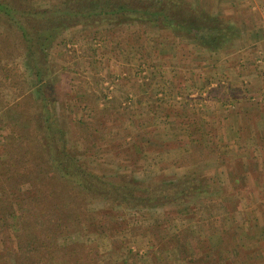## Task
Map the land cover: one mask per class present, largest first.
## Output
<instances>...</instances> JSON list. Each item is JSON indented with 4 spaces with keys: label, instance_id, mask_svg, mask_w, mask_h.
Wrapping results in <instances>:
<instances>
[{
    "label": "rangeland",
    "instance_id": "obj_1",
    "mask_svg": "<svg viewBox=\"0 0 264 264\" xmlns=\"http://www.w3.org/2000/svg\"><path fill=\"white\" fill-rule=\"evenodd\" d=\"M59 1L32 0L36 9ZM182 1L211 20L219 33L228 34L221 48L210 52L190 37H175V30L160 23H150L143 32L147 17L145 23L130 17L129 26L119 24L120 16L113 24L53 33L46 56L61 89L59 99L62 88L67 91L68 118L87 113L74 99L79 93L94 101L103 92L110 99L96 107L102 111L97 125L105 131V141L93 143L99 152H81L85 144L77 129L69 142L70 155L91 170L122 180L198 174L212 180L209 195L193 199L183 214L179 208L184 206L173 204L124 208L102 206L91 196L82 200L64 215L62 231L71 227L66 223L74 228L77 218H93L99 209L113 220L140 226L136 236L112 230L107 237L99 232L69 236L99 246L101 260L91 264H123V256L133 264H264V0ZM7 29L0 21V31ZM45 29L44 35L52 33ZM136 46L142 49L136 52ZM21 61L13 59L19 74L14 77L23 80ZM3 90L4 99H11V91ZM5 111L0 108V159L7 157L4 146L12 131ZM209 132L220 154L201 159L200 141L208 143ZM129 141L136 146L129 148ZM183 157V164H174ZM114 235L119 244H113L115 251L110 245ZM181 245L192 262L183 258ZM3 246L0 239V264H22ZM160 254L163 263L157 261ZM54 257L64 263L56 249Z\"/></svg>",
    "mask_w": 264,
    "mask_h": 264
},
{
    "label": "trees",
    "instance_id": "obj_2",
    "mask_svg": "<svg viewBox=\"0 0 264 264\" xmlns=\"http://www.w3.org/2000/svg\"><path fill=\"white\" fill-rule=\"evenodd\" d=\"M22 2L28 3L22 6ZM120 16L123 19L118 22L122 25H128L130 17L138 21L147 17V25L142 24L143 32L160 23L175 30V37L181 40L190 37L210 52L221 48L223 38L228 35L219 33L211 20L199 11H192L182 0H61L42 9H36L32 0H0V21L8 27L5 33L0 31V108L6 110V124L12 127L11 138L4 146L7 157L0 159V239L3 248L22 264L30 261L31 264H58L55 249L65 257L63 264H91L101 260L99 246L95 242L73 241L69 236L75 232L82 235L99 232L107 237L109 230L133 236L140 233L137 224L113 220L101 209L93 218H77L74 228L72 223H66L65 226L71 227L62 231L64 215L89 196L102 202V206L111 207L184 206L179 208L183 214V210H190L193 199L207 197L212 190V180L200 174L187 179L122 180L117 175L89 169L79 157L68 152L69 142L75 138L73 130L77 129L85 144L81 152H99L93 143L104 142L105 131L97 125L96 116L102 111L96 107L99 102L110 99L103 92L94 101L88 99L86 93H79L74 99L87 113L75 119L68 118L65 112L68 110L67 91L61 87L63 99H59L57 94L61 89L56 85L46 56L55 37L53 33L72 27L87 29L103 22L113 24ZM43 27H49L52 33L44 35L47 31ZM92 45L88 44L90 51H94ZM134 49L138 52L142 48L136 46ZM140 54L144 62L143 50ZM19 57L26 75L23 80L14 77L17 68L13 59ZM4 88L11 91V99H4ZM211 132L207 135L208 143L200 141L203 144L200 145L201 159L220 154ZM127 144L130 148L135 142ZM184 159L174 164H183ZM165 221L163 218L160 223ZM114 239L115 235L110 238L113 251L119 246ZM180 247L185 261L192 262L188 252L182 245ZM165 253L170 261L163 251ZM161 254L159 263L165 261ZM122 263L134 262L123 256Z\"/></svg>",
    "mask_w": 264,
    "mask_h": 264
},
{
    "label": "crops",
    "instance_id": "obj_3",
    "mask_svg": "<svg viewBox=\"0 0 264 264\" xmlns=\"http://www.w3.org/2000/svg\"><path fill=\"white\" fill-rule=\"evenodd\" d=\"M172 67H173V65H172ZM172 67H171V68H172ZM168 137H170V136H169V134H168ZM181 144H182V143H181ZM186 146L188 147V146H189V144H187ZM159 147L161 148V145H160Z\"/></svg>",
    "mask_w": 264,
    "mask_h": 264
}]
</instances>
